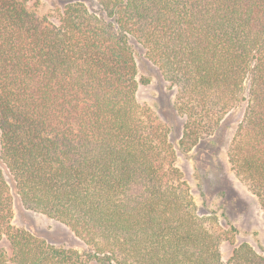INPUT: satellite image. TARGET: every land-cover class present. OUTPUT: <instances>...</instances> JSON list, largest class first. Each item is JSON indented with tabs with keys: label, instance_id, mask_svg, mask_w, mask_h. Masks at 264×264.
Here are the masks:
<instances>
[{
	"label": "trees",
	"instance_id": "trees-1",
	"mask_svg": "<svg viewBox=\"0 0 264 264\" xmlns=\"http://www.w3.org/2000/svg\"><path fill=\"white\" fill-rule=\"evenodd\" d=\"M93 1L0 0V264H264L248 244L223 262L137 62L175 89L184 152L246 107L229 163L264 211V0ZM17 202L83 251L14 228Z\"/></svg>",
	"mask_w": 264,
	"mask_h": 264
},
{
	"label": "rangeland",
	"instance_id": "rangeland-1",
	"mask_svg": "<svg viewBox=\"0 0 264 264\" xmlns=\"http://www.w3.org/2000/svg\"><path fill=\"white\" fill-rule=\"evenodd\" d=\"M91 13L101 15L93 0H80ZM64 0H38L36 10L41 16L54 14ZM138 79L141 84L138 100L155 112L158 121L170 127V140L176 148V167L183 174L192 196L203 217L224 233L221 254L224 263L232 257L235 248L248 244L264 255V211L257 197L232 171L229 148L243 119L245 106L229 113L214 133L188 151L180 149L183 119L175 114L174 88L162 78L158 67L137 56ZM209 221V220H208ZM14 228L28 231L48 243L65 249L83 251L81 241L65 225L47 216L26 210L18 202L14 207Z\"/></svg>",
	"mask_w": 264,
	"mask_h": 264
}]
</instances>
